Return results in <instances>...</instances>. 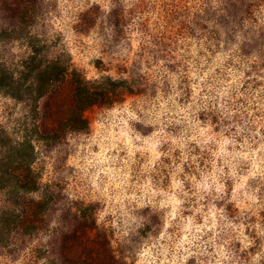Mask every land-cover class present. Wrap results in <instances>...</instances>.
Returning a JSON list of instances; mask_svg holds the SVG:
<instances>
[{
  "label": "rangeland",
  "instance_id": "obj_1",
  "mask_svg": "<svg viewBox=\"0 0 264 264\" xmlns=\"http://www.w3.org/2000/svg\"><path fill=\"white\" fill-rule=\"evenodd\" d=\"M112 11L110 0H78L75 8L66 7L61 0H0V58L18 75L23 61L35 50L40 65L59 60L90 80L104 75L115 77L119 75L117 62L124 58L126 49L119 41H109L105 33ZM213 11L208 0H194L188 22L178 30L179 39L187 35L188 43L199 49L197 60L202 56L207 60L206 64L195 65L192 79L206 92L200 76L212 68L209 82L221 77L218 87L227 89L233 97L230 102L234 98L257 101L258 109L240 113L241 118L247 115L250 121H256L251 129L256 135L251 140L247 139L250 133L233 138L232 131L221 134L222 128L216 130L211 122L201 119L198 129L191 128L187 121L169 124L172 118L183 120L180 109L191 102V97L182 95L175 103L169 99L171 81L163 64L155 70L145 65L141 73L145 87L138 93V101L125 105L123 111L114 110L117 124L110 136L98 126L71 131L57 122L51 124L44 97L22 101L0 92L1 133L13 141L27 138L32 142V167L41 177V191L46 194L36 192L25 197L38 200L42 195L45 210L37 219L2 237L0 264H69L76 247H72L73 234L68 229L87 233L100 224L111 230L112 253L118 259L129 246V238L120 235V226L133 217V224L151 223L154 233L163 236L166 229L176 243H182L180 254L187 257L185 264H207L209 260L236 264L231 252L250 246L255 247L252 261L264 254V151L260 143L264 128L260 127L259 111L264 96L248 98L242 89L248 77L256 78L257 89L264 85L259 79L264 76L260 71L264 64L249 61L245 40L236 52L226 40L220 43L219 37L214 47L205 40L210 35ZM88 13L95 17L96 27L84 35L77 30V23ZM262 15L264 3L253 0L248 20L258 42L264 37L260 31L264 27ZM235 26L242 37L251 31L248 24L236 22ZM132 44L138 46L136 40ZM225 69H231V74ZM59 111L58 104L52 111L57 121L61 118ZM132 116L149 122L140 124ZM245 120L240 126L248 124ZM120 121L125 123L121 125ZM121 144L123 150L118 151ZM100 178L107 181L102 199L95 194L91 200L82 195V184L87 182L99 190ZM24 204L20 202L16 212ZM109 216L111 224L107 223ZM160 242L165 243L163 239Z\"/></svg>",
  "mask_w": 264,
  "mask_h": 264
},
{
  "label": "clouds",
  "instance_id": "obj_2",
  "mask_svg": "<svg viewBox=\"0 0 264 264\" xmlns=\"http://www.w3.org/2000/svg\"><path fill=\"white\" fill-rule=\"evenodd\" d=\"M61 2L68 8H75L78 4V0H72L71 4L68 0H61ZM193 2L194 0H110L113 11L108 17L105 33L109 41H119L120 45L126 49V55L117 62L119 75L115 77L106 75L103 85L90 89L89 95L94 99L79 108V119L87 128L98 126L108 136L111 135L112 129L117 124V121L113 119L114 110L119 108L123 111L125 105L138 101V93L145 87V81L141 77V73L145 72V65L153 70L160 69L162 64L165 65L164 70L169 72L167 79L171 81L172 95L169 99L173 103L182 95L191 97V102L180 109L184 114L183 120L172 118L169 119V124L173 122L180 124L187 121L191 128L198 129L201 123L199 120L201 112L204 113L206 122H210V114L219 115L221 122L225 116L231 119L228 107L231 97L226 88L218 87L222 84L221 77H214V83L209 82L213 71L209 68L200 76V79L205 81L204 88L207 89L203 92L191 76V73L196 71V64L207 63L203 56L197 60L196 53L199 49L188 43L187 35L179 39L178 30L188 22L190 4ZM261 2L264 3V0ZM208 4L214 11L209 25L210 35L205 36V40L214 47L217 43L216 37H219V42L226 40L233 52H236L237 46L245 40L244 47L248 51L249 61L264 64V37L259 42L256 40L255 28L248 20L253 0H208ZM216 18L219 19L218 23ZM261 19L264 20V15ZM236 22L248 24L251 31L242 37L235 26ZM95 27V17L92 13L81 16L77 23V30L84 35L94 31ZM260 31L264 32V27H261ZM134 32L138 35L134 36ZM133 40H136L138 44L135 48L132 44ZM181 45L184 47L181 48ZM81 46L85 47L86 44ZM200 47L204 48L203 41H200ZM189 48L191 51H187ZM260 71L264 73V68ZM225 72L231 74V69H225ZM259 79L264 80V76ZM178 85H180L179 90H177ZM167 87L168 85H165V88ZM193 88L196 91H192ZM259 92L264 94V85L260 87ZM221 98H223V103H221ZM218 104L219 107H217ZM259 111L261 112L260 127L264 128V99L260 101ZM131 119L140 124L149 122L140 116H132ZM97 121H99L98 125ZM120 123L122 125L125 121H120ZM255 123L253 119L246 126L237 125L236 131L230 134L235 138L241 136L242 133H250L247 139L251 140L256 135V132L251 131ZM231 128L232 124L222 126L221 134L229 132ZM187 130L184 129V131ZM260 143L261 150L264 151V137H261ZM119 150H123V144ZM164 154L168 155L167 152ZM106 182L105 178H100L99 190L90 182L84 183L81 193L89 200L93 199V194L95 198L102 199L101 194L105 191ZM137 216L146 218L148 214L137 213ZM134 219L135 217L125 219L120 226V235L129 238V246L121 252V256L116 261L110 259L113 252L110 243L111 230L104 224H100L93 231L81 237L82 243L72 252L75 258L70 259L69 264H125V261L127 264H185L187 257L180 254L182 243H176L173 236L167 234L166 229L165 234L160 236L151 231V223L136 222L133 224ZM111 222L112 217L109 216L107 223L111 224ZM161 239L165 243H161ZM207 264H219V261L209 260Z\"/></svg>",
  "mask_w": 264,
  "mask_h": 264
},
{
  "label": "trees",
  "instance_id": "obj_3",
  "mask_svg": "<svg viewBox=\"0 0 264 264\" xmlns=\"http://www.w3.org/2000/svg\"><path fill=\"white\" fill-rule=\"evenodd\" d=\"M36 53L35 50H32L26 60L23 61L21 70L18 72L19 75L15 74L8 64L0 58V92L22 101H37L44 97V107L48 111V119L51 124L57 122L64 129L83 131L86 126L79 119V108L84 103L94 99L93 96L89 95V91L103 85L106 75L90 80L68 62L59 60H51L48 64L40 65L39 62H36ZM250 67L253 66L250 65ZM258 86L259 83L256 78L248 77L242 85L243 93L248 98H263L264 94L259 92ZM254 93L257 95L255 96ZM65 97L68 98L66 101L60 100ZM233 101L228 102L231 119L225 116L221 122L219 115L210 114V122L215 125L216 130L232 124L230 131H236V125L242 124L243 118H247L245 120L247 123L250 122L247 115L241 118L240 113H246L248 109H258L256 107L257 101L254 100L245 102L234 98ZM58 104L61 118L57 121L56 118L52 117V111H55ZM238 104L240 106H237ZM242 108L245 109L242 110ZM199 119L206 120L203 112L199 113ZM33 157L34 147L29 139L23 138L13 141L3 135L0 130V195H7L3 200L0 198V202H2L0 204V241L2 237H7L19 225L37 219L39 213L45 210L46 201L42 195L38 200L33 198L25 200L27 195L36 192L46 195L41 191V177L32 167ZM20 202L26 204L23 205L20 212H16V207ZM68 231L73 234L72 247L77 248L82 243L81 237L86 235V231L73 227H70ZM254 249L255 247L250 246L233 250L234 252L231 253L234 256L231 260L234 261L236 258V264H264L262 254L257 260H251ZM110 259L112 261L117 260L113 253H111Z\"/></svg>",
  "mask_w": 264,
  "mask_h": 264
}]
</instances>
